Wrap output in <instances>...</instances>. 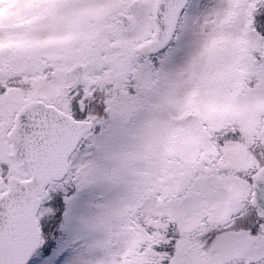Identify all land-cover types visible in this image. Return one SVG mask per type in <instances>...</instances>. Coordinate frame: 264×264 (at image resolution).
Instances as JSON below:
<instances>
[{
    "label": "snow or ice",
    "instance_id": "snow-or-ice-1",
    "mask_svg": "<svg viewBox=\"0 0 264 264\" xmlns=\"http://www.w3.org/2000/svg\"><path fill=\"white\" fill-rule=\"evenodd\" d=\"M0 264H264V0H0Z\"/></svg>",
    "mask_w": 264,
    "mask_h": 264
}]
</instances>
